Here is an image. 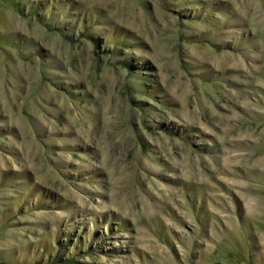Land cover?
<instances>
[{
    "label": "rangeland",
    "instance_id": "obj_1",
    "mask_svg": "<svg viewBox=\"0 0 264 264\" xmlns=\"http://www.w3.org/2000/svg\"><path fill=\"white\" fill-rule=\"evenodd\" d=\"M0 264H264V0H0Z\"/></svg>",
    "mask_w": 264,
    "mask_h": 264
}]
</instances>
